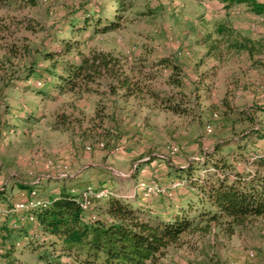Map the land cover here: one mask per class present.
Segmentation results:
<instances>
[{"label":"rangeland","instance_id":"obj_1","mask_svg":"<svg viewBox=\"0 0 264 264\" xmlns=\"http://www.w3.org/2000/svg\"><path fill=\"white\" fill-rule=\"evenodd\" d=\"M110 1L36 0V5L20 8L22 0H0V23L34 20V29H26L25 24L16 34L17 42L31 47L57 51L60 39L77 38L85 52L112 51L128 68L153 75L144 85L158 98L184 95L188 109L183 114L164 109L149 92L127 101L113 96L112 104L98 93H60L43 86L49 96H56L43 97L0 83V188L7 187L14 195L13 206L0 205V210L28 226L27 211L16 210L15 204L26 202L34 191V197L49 201L62 186L82 195L88 187L109 189L112 196L136 207L145 205L144 212L152 216L162 215L165 193L146 197L143 181L156 182L165 190L185 188V178L175 170L169 176L171 167L203 160L218 143L253 126L248 116L264 125V113L255 108L264 106V16L253 14L244 3L226 7L217 0H131L133 6L119 29L96 33L89 27L72 33L69 19L80 18L85 8L113 20L116 7ZM218 24L228 26L234 38L248 37L260 47L253 54L229 50L226 37L215 33ZM213 44L218 47L208 55ZM5 54L2 48L0 64ZM37 57L42 66L51 64ZM69 58L78 60L75 53ZM165 58L184 68L185 87L167 83L171 70L159 65ZM48 80L58 82L55 77ZM103 105L114 112L123 135L120 145L106 155L98 149L94 152L92 133L88 138L82 133L91 129L97 108ZM229 161L243 175L257 168L232 157ZM19 181L30 188L21 189ZM109 198L93 199L94 214ZM16 248V264H39L38 251L22 243ZM158 264H264V216L236 226L234 233L216 223L209 230L187 233L168 247Z\"/></svg>","mask_w":264,"mask_h":264},{"label":"trees","instance_id":"obj_2","mask_svg":"<svg viewBox=\"0 0 264 264\" xmlns=\"http://www.w3.org/2000/svg\"><path fill=\"white\" fill-rule=\"evenodd\" d=\"M217 1L226 7L244 3L253 14L264 16V0ZM110 2L116 7L113 20L85 8L81 10L83 14L80 18L69 19L72 33L77 34L89 27L96 33L119 29L133 2ZM36 3V0H22L20 8ZM33 21L0 23V50L3 48L6 51L0 64V83H4L5 87L18 88L26 93L34 91L43 97L53 98L56 96H49L43 86L60 93H98L108 97L112 104L114 102L110 98L113 96L127 101L149 92L159 99L162 108L182 114L187 111L183 103L184 95H180L182 98H158L156 91L144 85L153 75L135 67L128 68L124 59L112 51L91 48L85 52L81 49L83 41L77 38L60 39L61 49L57 51L17 42L16 34L22 25L26 24L28 30L34 29ZM215 33L226 37L229 50L253 54L260 47L251 43L248 37L239 35V38H234L236 34L225 24L216 25ZM217 47L216 44L210 45L208 55ZM72 53L76 54L77 61L69 58ZM38 55L51 64L42 66ZM159 63L171 70L168 84L176 88L186 86L184 68L179 63L167 58ZM49 76L57 78L58 82L48 80ZM101 87L104 90L101 91ZM255 108L264 113V106ZM96 114V119H92L95 129L92 126L82 133L84 138L92 133L90 140L94 152L98 149L106 155L120 145L123 135L118 131L114 112L107 111L103 105L97 108ZM248 119L253 126L235 138L218 143L203 160L169 169V176H172V169L175 170L185 178L187 187L166 189L161 198L166 207L162 215L152 216L150 211L144 212L145 205L136 207L130 200L111 196L107 201L100 202V210L92 219L80 205L82 194L74 193L69 186H62L45 206L24 213L31 226L9 213L0 215V264L17 263L15 253L20 243L33 252L38 251L39 264H158L168 247L177 244L187 233L209 230L212 223L224 224L234 233L236 226L263 217L264 125L256 123L251 116ZM8 129L11 127L8 126ZM226 147L229 148L224 154ZM245 153H250V156ZM229 157L257 168L243 175L229 161ZM17 185L21 189L30 188L21 181ZM13 197L7 187L0 188V205L13 206L10 205ZM203 223L206 226L201 228Z\"/></svg>","mask_w":264,"mask_h":264},{"label":"built area","instance_id":"obj_3","mask_svg":"<svg viewBox=\"0 0 264 264\" xmlns=\"http://www.w3.org/2000/svg\"><path fill=\"white\" fill-rule=\"evenodd\" d=\"M179 184H177V186ZM140 185L146 191L145 192L146 197L162 194V193H165L166 191L164 187H162L160 184L156 182L143 181ZM36 193H37L36 191L33 192L34 195ZM33 194L30 195L29 199L26 202H17V204H15V209L16 210L23 209L27 212H30L36 208L43 207L46 205V203H48L46 200L38 199L37 197H34ZM112 195L113 193L109 189L95 191L93 190L92 187H88V191L84 192V194L82 195L80 199V205L82 209L86 212V214L92 219H94L96 217V214H94V210H93V199H96V198L105 199V198L111 197ZM6 212H7L6 210L2 211L1 209L0 215L3 216L8 213Z\"/></svg>","mask_w":264,"mask_h":264}]
</instances>
